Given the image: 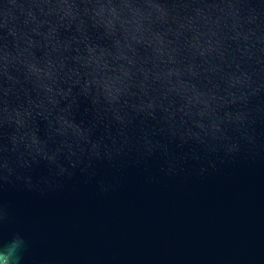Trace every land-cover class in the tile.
I'll use <instances>...</instances> for the list:
<instances>
[{
    "label": "clouds",
    "instance_id": "obj_1",
    "mask_svg": "<svg viewBox=\"0 0 264 264\" xmlns=\"http://www.w3.org/2000/svg\"><path fill=\"white\" fill-rule=\"evenodd\" d=\"M241 162L264 163V0H0V264L32 247L9 193Z\"/></svg>",
    "mask_w": 264,
    "mask_h": 264
},
{
    "label": "water",
    "instance_id": "obj_2",
    "mask_svg": "<svg viewBox=\"0 0 264 264\" xmlns=\"http://www.w3.org/2000/svg\"><path fill=\"white\" fill-rule=\"evenodd\" d=\"M33 258L52 264H264V163L107 197L90 186L48 199L9 193Z\"/></svg>",
    "mask_w": 264,
    "mask_h": 264
}]
</instances>
